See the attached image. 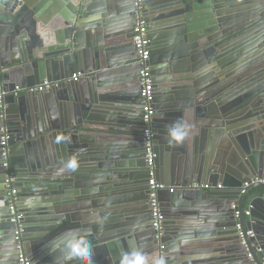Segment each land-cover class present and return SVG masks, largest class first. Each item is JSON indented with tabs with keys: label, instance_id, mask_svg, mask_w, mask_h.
<instances>
[{
	"label": "water",
	"instance_id": "water-1",
	"mask_svg": "<svg viewBox=\"0 0 264 264\" xmlns=\"http://www.w3.org/2000/svg\"><path fill=\"white\" fill-rule=\"evenodd\" d=\"M141 9L148 32L160 33L148 60L156 178L174 189L159 193V239L147 205L134 1L0 0V92L58 84L0 105L25 253L31 264H79L60 239L78 233L91 264H263L262 1L143 0ZM175 31L181 45L168 40ZM207 100L227 115L245 108L234 132L196 122ZM222 133L240 142L233 168L215 150ZM4 173L0 159V264H18ZM191 243L217 246L182 249Z\"/></svg>",
	"mask_w": 264,
	"mask_h": 264
},
{
	"label": "built area",
	"instance_id": "built-area-1",
	"mask_svg": "<svg viewBox=\"0 0 264 264\" xmlns=\"http://www.w3.org/2000/svg\"><path fill=\"white\" fill-rule=\"evenodd\" d=\"M135 6L134 13V26L132 29V48L136 58V65L139 67L138 70V87H139V97L141 100V120L143 126V151H144V160L146 163V169L148 173L147 180V190L148 198L147 205L149 207V217H150V226L151 229L155 232V238L159 239L162 236V223L164 216L160 207L159 193L167 191L169 194H172L174 189L166 187L163 183L157 181L156 178V154L154 151L153 144V129H152V118L154 115V103H153V92H154V83L151 75V69L148 65V60L150 57V44L147 38L148 28L145 22L143 12L141 9V4L143 0H133ZM262 1V6L264 10V0ZM81 77L80 74H74L71 77L72 81H77ZM57 83L44 82L43 84L34 87V88H20L15 86L13 90L9 92H0V105H2L3 98L7 95L17 97L26 92H36L43 93L48 89L57 88ZM8 136L3 134L0 138V159L2 161V168L5 170L4 173V187L8 192V196L5 200V205L8 211V216L10 223L15 225L13 238L15 250L17 252V262L18 264H31L30 260L25 253L23 242L21 239L22 228L20 225L21 215L17 210L18 203V189L16 187V176L12 172L9 165V150H8ZM197 188L196 186H194ZM203 190H209L210 186L203 185L199 186ZM221 186L217 185V189H220ZM243 191H240L242 194ZM234 208V205L232 206ZM251 207H248L244 212L245 217H249ZM235 219H238V212L234 213ZM236 228L239 230L240 225L237 224ZM249 237H252V232H247ZM239 236L242 237V234L239 232ZM257 252L261 253L262 250L257 248ZM250 258V255H248ZM264 264V261H263Z\"/></svg>",
	"mask_w": 264,
	"mask_h": 264
},
{
	"label": "crops",
	"instance_id": "crops-1",
	"mask_svg": "<svg viewBox=\"0 0 264 264\" xmlns=\"http://www.w3.org/2000/svg\"><path fill=\"white\" fill-rule=\"evenodd\" d=\"M159 34L160 33H158V32H156V33H149L148 32L147 33V38L149 40L150 49L152 47H154V45L157 44L158 39L155 38V36H158ZM152 36L154 38V40H152L153 42L150 41V39H149V37L151 38ZM114 37H117V38L121 39L120 35H118V36L114 35ZM180 39H181V37H179V35L177 34V31L172 33V35L168 38V40L173 41L175 43L174 46L181 45L182 42L179 43ZM53 93L55 95H57L56 94L57 92H53ZM204 102H206V101H204ZM236 106H238V105L236 104ZM198 109L200 110V112H196L195 113V117H196L195 120H196V122H199V120H201L202 122H205L206 125L203 126V127H205L203 129H205V130L208 129L209 130L208 127L210 125H211V127L213 125H216V126H219L224 131H226V128H230V129L232 128L233 132L235 130V127H237V125H240L241 118L244 116V114L246 112L245 108L235 107V109L233 108L232 112L229 115H227V114H225L226 111L224 109L218 108V106H217L215 101H208V100H207L206 104L200 105L198 107ZM224 131H222V132H224ZM213 137L214 136H208V138H209L208 140H209V142L212 143V145H213L214 139H215ZM229 145L231 147V151L230 152L224 150V148L226 146H229ZM239 147H240V142L236 139L235 135L230 134V133H227V134H223L222 133L221 135L218 136L217 146H215V150H216V152L219 151V150L222 151L223 154H221V156L226 161L225 163L233 168V167H235V164H236L235 160H234V157H233V153L238 154L237 151H236V148H239ZM217 184L221 185V183H217ZM168 195L169 194H166V195L163 194L161 196V204H162V206H170L171 207L172 202H171L170 198L167 197ZM176 201H178V199ZM200 236H204L203 233ZM204 238L205 239L206 238H212V236L208 235V236H206ZM191 240L192 241H190V242L194 241V239H192V238H191ZM208 246L210 248V247H213V246L216 247L217 245L208 244ZM208 246L205 245V243H202V244H193V243H191L190 245H188L187 247L182 248V249L190 250V251H199V250H203L204 248H208ZM123 254H124L125 257L130 256V252L127 255V254H125V251H123ZM198 256H200V254H198Z\"/></svg>",
	"mask_w": 264,
	"mask_h": 264
},
{
	"label": "clouds",
	"instance_id": "clouds-1",
	"mask_svg": "<svg viewBox=\"0 0 264 264\" xmlns=\"http://www.w3.org/2000/svg\"><path fill=\"white\" fill-rule=\"evenodd\" d=\"M75 231V230H73ZM68 234L66 233L65 236ZM61 243L67 248L70 259H76L79 264H91V247L86 236L78 233L71 238H60Z\"/></svg>",
	"mask_w": 264,
	"mask_h": 264
},
{
	"label": "flooded vegetation",
	"instance_id": "flooded-vegetation-1",
	"mask_svg": "<svg viewBox=\"0 0 264 264\" xmlns=\"http://www.w3.org/2000/svg\"><path fill=\"white\" fill-rule=\"evenodd\" d=\"M153 95H155V92H153ZM155 110V112H154V115H153V118H152V120H154L155 119V116L157 115L156 114V109H154ZM152 125H153V123H152ZM141 126H142V120H141ZM143 127V126H142ZM152 129H153V127H152ZM154 132V131H153ZM146 190H147V188H146Z\"/></svg>",
	"mask_w": 264,
	"mask_h": 264
}]
</instances>
